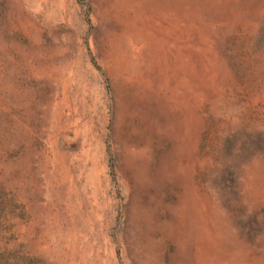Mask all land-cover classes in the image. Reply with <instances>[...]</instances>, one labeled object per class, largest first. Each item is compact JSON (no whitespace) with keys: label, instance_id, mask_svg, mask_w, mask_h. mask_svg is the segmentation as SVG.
Segmentation results:
<instances>
[{"label":"rangeland","instance_id":"1","mask_svg":"<svg viewBox=\"0 0 264 264\" xmlns=\"http://www.w3.org/2000/svg\"><path fill=\"white\" fill-rule=\"evenodd\" d=\"M0 264H264V0H0Z\"/></svg>","mask_w":264,"mask_h":264}]
</instances>
